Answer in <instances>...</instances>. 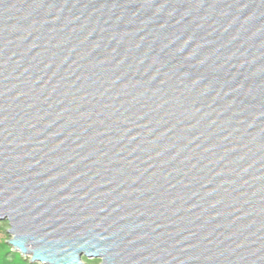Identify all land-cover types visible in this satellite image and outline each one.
Listing matches in <instances>:
<instances>
[{"label": "water", "instance_id": "water-1", "mask_svg": "<svg viewBox=\"0 0 264 264\" xmlns=\"http://www.w3.org/2000/svg\"><path fill=\"white\" fill-rule=\"evenodd\" d=\"M31 263L264 264V0H0V222Z\"/></svg>", "mask_w": 264, "mask_h": 264}, {"label": "rangeland", "instance_id": "rangeland-1", "mask_svg": "<svg viewBox=\"0 0 264 264\" xmlns=\"http://www.w3.org/2000/svg\"><path fill=\"white\" fill-rule=\"evenodd\" d=\"M8 229H9L8 222L6 220L1 221L0 222V264L2 263L1 259L3 258L2 257V253L6 252L7 249H9V248L11 249V251L8 253V256H7V258H9V261L4 262L2 264H5V263L12 264V262L14 264V261L16 262L20 258H21V260L22 259H24V260L30 259V256H24L19 251H16L15 249H13V247L9 244V240L11 238V235L8 233ZM4 242H6L7 245L4 244ZM21 262H22V264H30V263H27L25 261H21ZM83 262L85 264H99L101 262V259H99V258H86V257H83Z\"/></svg>", "mask_w": 264, "mask_h": 264}, {"label": "trees", "instance_id": "trees-1", "mask_svg": "<svg viewBox=\"0 0 264 264\" xmlns=\"http://www.w3.org/2000/svg\"><path fill=\"white\" fill-rule=\"evenodd\" d=\"M4 244H6L7 245V243L6 242H4ZM11 251V249L9 248V249H7V251L6 252H4V253H2V259H1V261H2V263H4V262H7V261H9V258H7V256H8V253ZM26 259V258H25ZM21 258L18 260V261H14V263L15 264H22V262L21 261H25V262H27V263H30L31 264V262L29 261V259H26V260H24V259H22L21 261ZM12 262V261H11ZM13 263V262H12ZM5 264H10V263H5ZM32 264H40V263H32Z\"/></svg>", "mask_w": 264, "mask_h": 264}, {"label": "crops", "instance_id": "crops-1", "mask_svg": "<svg viewBox=\"0 0 264 264\" xmlns=\"http://www.w3.org/2000/svg\"><path fill=\"white\" fill-rule=\"evenodd\" d=\"M2 264V263H1ZM13 264V263H12ZM15 264V263H14Z\"/></svg>", "mask_w": 264, "mask_h": 264}]
</instances>
